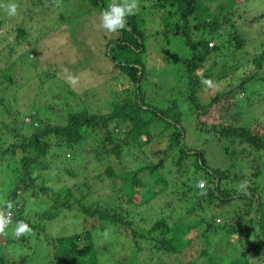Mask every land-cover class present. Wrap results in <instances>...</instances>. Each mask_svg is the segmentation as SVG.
I'll return each mask as SVG.
<instances>
[{
	"label": "trees",
	"instance_id": "obj_1",
	"mask_svg": "<svg viewBox=\"0 0 264 264\" xmlns=\"http://www.w3.org/2000/svg\"><path fill=\"white\" fill-rule=\"evenodd\" d=\"M53 1L0 0V57L8 59L6 69L9 71L14 67L20 68L22 73L29 74V79L37 78L35 82L26 78L24 82L29 87L24 91L31 85L43 87V92L39 93L41 99L33 89V100H38L30 103V122L26 126H22L24 116L20 110L9 113L0 96V107L3 108L0 117L4 113L12 116L10 125L4 123V117L0 118V131L6 130L13 139L7 145L0 136V181L3 189L0 207L5 201L14 203L12 224L6 229L9 235L0 236L4 241V244L0 242V264H99L98 258L104 248L96 240H104L106 235L131 237L135 256L129 259L130 264H137V254L143 251L148 254L149 261L155 259L154 264H172L170 261L185 264L183 256L191 259L193 253L202 259V264H264V185L251 183L244 190L240 186L236 190L229 183L227 171L209 168L203 163L201 152L185 144L182 114L177 101L172 100L157 108L146 101L141 89L145 67L162 64V59L155 58L149 50L151 38L166 46L177 39L186 50L187 57L183 59L173 53L163 59L169 64L182 63L179 73L183 81L181 96L191 105L192 125L201 133L212 134L217 139L235 140L250 148L252 154L243 146L242 153L246 158L256 156L252 159L261 162V165L255 162L259 168L253 170L251 177L262 180L264 136L242 124L230 125L221 121L209 127L200 122L197 117L204 114L208 106L201 104L197 93L201 81H207L210 76L208 70L197 72L209 60L216 63L218 53L226 56L232 52V63H242L241 54L250 42L248 36L252 31L255 32L254 37L261 40L256 46L258 53L254 52L252 60L256 71H261L264 67V9L254 13L251 7L253 0H139L138 11L127 17L126 28L107 33L100 27V14L112 0H79L75 6L77 9H72L68 3L62 5L58 0L51 5ZM3 2L16 3L22 17H16L13 22L5 20L1 15V12H6ZM45 4H50L46 5L47 10L53 5L61 10L56 22L49 24V32H45L47 28L41 27V22L36 23L40 29L28 28V24L35 21L36 14L43 15ZM91 14L97 15L99 24L90 28L88 24L79 26V20L87 19ZM241 20L246 25L239 28ZM58 21L67 22L70 28L61 27ZM11 24L16 28L13 39L8 41L10 30L7 27ZM151 26L154 31L149 34L146 30ZM54 27L58 29L54 31ZM82 28L87 32L85 37L78 34V29ZM91 32L96 35L91 36ZM145 32L149 34L147 37ZM50 34V41L62 43L59 46L61 51H77L76 46L86 49L87 45L81 39L98 38L106 62L119 73L118 76L110 74V78L107 77L119 90L126 84L132 85V90L124 87L125 96L121 101H114L109 112L90 113L86 105L82 111L70 108L68 98L76 96L71 86L62 79L61 90L46 83V80L55 78V72L61 70L60 65L47 63L46 70L41 71L42 63L37 52L46 48L48 38L45 35L48 37ZM147 52L150 57L144 56ZM83 62L77 59V66L83 68ZM6 73L3 79L14 84L12 74ZM259 75L260 72H256L241 79L232 89L209 103L216 104L220 99L230 101V105L221 109L222 120H226L224 116L231 117L233 111H239L240 94L246 95L248 106L252 105L249 101L253 100V92L247 95L245 87L253 81H264V76ZM225 79L229 81L227 75ZM14 86L13 99L18 104L19 90L16 92V89L19 85L16 83ZM165 138L167 144L162 151L165 162L161 160L122 173L107 165L102 173L90 178L91 182L108 187L105 195L88 185L87 178L72 187H64V180L57 177V170L73 176L83 174L84 170L73 164L81 150L86 149L98 163L103 158H112L120 164L124 152L140 149L153 139L159 142ZM57 150H62V155ZM60 162L63 163L55 171L54 167ZM68 163H71L70 168L63 167ZM72 165L77 168L75 172L71 170ZM142 174L146 178H142ZM171 176H177L172 183L178 185L179 190L169 191ZM147 179L154 183V198L168 200L157 209L159 214L150 227L144 229L140 226L145 223L143 216L136 208L150 202L144 197L139 201V197L149 190ZM200 180L206 181L203 190L196 187ZM181 197L191 201L182 212L185 215L171 216L173 210H165L171 207L170 199L175 202ZM226 206L230 209L225 210ZM21 220L28 223L33 231L17 239L13 231ZM199 227L203 231L196 232ZM236 234L240 236L238 244L230 245V237ZM229 246L235 247L236 253ZM228 251L235 255L229 256Z\"/></svg>",
	"mask_w": 264,
	"mask_h": 264
},
{
	"label": "rangeland",
	"instance_id": "obj_2",
	"mask_svg": "<svg viewBox=\"0 0 264 264\" xmlns=\"http://www.w3.org/2000/svg\"><path fill=\"white\" fill-rule=\"evenodd\" d=\"M220 1V0H216ZM60 4L65 5L69 4V6L72 7V9L76 8L75 6L78 5L79 0H58ZM253 4L251 5L252 9L254 10V13L257 11L264 9V1L263 0H253ZM14 3V2H10ZM53 3H57V0H54ZM6 6L9 3H4ZM45 4V11L43 15L39 13L36 14V19L33 22H30L28 24L29 27H37L36 23L41 22V27H46L47 31L49 32V24H53L56 22L57 15L59 13V8L57 9L54 5L51 6L50 9H46ZM59 6V5H58ZM149 8H152L150 4L147 5ZM77 9V8H76ZM75 11V10H74ZM63 12V11H62ZM2 17H4L5 20H9L10 22L14 21L16 17H22L20 14V11H17L16 16H9L7 12H4L2 14ZM71 17V21H72ZM150 21V20H148ZM152 22V21H151ZM17 23V22H14ZM79 26L81 27L83 25H87L92 27L93 25H98L97 22V15L91 14L90 16H87V19H83L82 21L79 20ZM58 25L67 26V28H70L67 22H57ZM246 25V23L241 20L239 22V28ZM23 26V25H22ZM26 27V26H24ZM40 27V28H41ZM10 32L7 33V39L8 41L13 39L14 35V28L13 25H9L7 27ZM39 28V29H40ZM149 28V27H148ZM12 29V30H11ZM58 27H54V31L57 30ZM156 29V26H155ZM154 31V27H150V30H146L149 34L150 31ZM57 33H59L57 31ZM56 33V34H57ZM78 34L85 37L87 36V32L82 28L78 29ZM90 34V33H89ZM145 32V37L147 35ZM49 35V34H46ZM48 38V42L46 44V48L43 49L42 52H37V56L40 59L42 66L41 71L46 70L47 63H55L60 65L61 67L59 71L55 72L54 79H48L46 80L47 84H51L53 87L56 85L59 87L58 89L61 90V81L68 83L71 86V89L76 94V96L68 98L71 101L70 108H73L75 111H82L84 109V106L86 105L90 113H102V112H109L111 111L112 107L111 104L115 101H121L122 98L125 96V91L123 90L124 87L132 90V85L126 84L122 89L119 90V87L114 85L113 81H111V76H118L119 73L116 70L112 69V66L107 63L106 59L103 56V48L102 43L99 41L98 38L90 39H81V42L86 43L87 47L86 49H81L80 47H77V51H73L71 49H64L61 51L60 47L62 45L61 42L58 41H50V36H46ZM53 35V34H52ZM91 36L96 35L95 32L90 34ZM101 35H103L101 33ZM250 36V42L245 46L243 49V52L241 54L242 57V63L233 64L234 61V55L233 53H227L226 56H223L222 53H218L219 58H216V63L212 60H209L205 63L203 69L199 70L197 74L202 73L204 70H208V75L210 78L207 81H201L200 83V90L197 93L199 101L203 106H208L206 112L204 114H201L197 117L200 122H204L209 127L213 125L214 122H217L218 124L221 123V121H226L227 124L230 125H240L242 124L245 127L250 128L255 133H258L262 136H264V81H253L246 85L245 91L246 94L249 95L253 92L252 95V101H249L250 106H248V100L245 99L244 94H240L239 97V111L235 110L232 112L231 117L230 116H224L223 118L226 120H222V113L221 109L224 108L226 105H230V101L226 99H220L216 104H209L213 99L216 98V96H220L230 88H233V85L238 84L241 79L252 76L254 73L260 72L261 77L264 76V67L261 71H256L255 66L253 65V54L254 52L258 53V50L256 49V46H258V43L261 41L258 38H255V32L252 31L249 34ZM54 36V35H53ZM57 36V35H56ZM98 36V35H97ZM150 47L149 50L153 53L154 57H160L162 59V64H152L151 66H146L144 69V79L141 82V89L142 92L146 98V101L150 105H153L154 107L160 108L159 106L167 105V103H170L172 100H176L178 103L179 110L181 111L182 117V126L185 131V144L194 149L198 150L202 154V161L203 163L208 166L211 169H220L225 170L228 172V180H230L229 183H232V185L237 189L242 183L246 182V187L249 186V184L254 183H260V185H264V177L262 180L258 181L251 177V174L254 169L259 168V164L261 165V162L258 160L252 159V157L256 156H250L249 158H246L244 156V153H242V149H244L252 154V150L248 148L246 145L242 144L240 145L237 141H233L230 139H217L212 134L209 133H201L197 131L194 126L192 125L193 115L191 114L190 107L191 105L185 100V98L182 95V83L183 81L179 77L180 70L182 68L181 62H178L177 64H169L164 61L165 55H170L173 53H176L179 57L185 59L187 57L186 50L183 48L181 43L177 42V39H174L171 41V44L169 46L164 45L163 43H158L153 40V37L149 41ZM146 48H147V40H146ZM165 51V53H164ZM83 52V53H82ZM82 53V54H81ZM81 54V55H79ZM144 56H148V52L144 54ZM150 57V56H148ZM224 57V58H223ZM77 59L84 61L83 62V68H79L77 66ZM160 59H157L159 61ZM7 63H9L8 59L4 58L1 59L0 57V96L4 99V106L5 108L9 109L12 114V112H18L20 110L23 124L22 126H26L29 123L24 121L30 118L28 116V113L30 112V103L33 102V89L37 90L38 98L41 99V96L39 93H42V88L39 85L34 86L31 85L30 89L27 91H24L25 88L29 87V84L24 80L26 78H30L29 74L22 73L23 71L14 67L12 71H9L7 68ZM233 64V65H232ZM85 67V68H84ZM89 68V70H85L86 68ZM230 67V69H227ZM113 70V73L111 72ZM6 72H9L12 74V78L14 81V84L18 83V87L16 89V92L19 90L17 95V101L18 104L13 99V92L15 90L14 84H9L8 79H3V76L7 75ZM57 73V74H56ZM99 73V74H97ZM225 75V76H224ZM227 77L229 78V81L226 82ZM109 78H108V77ZM70 77L75 78V82L70 81ZM32 81H37V78L29 79ZM144 80H146L144 82ZM227 83V84H226ZM46 84V86H47ZM48 90V88H47ZM87 91V92H86ZM15 92V93H16ZM65 95V94H63ZM250 98V97H249ZM257 98V100L255 99ZM33 100V101H32ZM38 99L36 98L35 101ZM247 100V101H246ZM156 103V104H155ZM3 108L0 107V110ZM239 113L241 115H239ZM234 114V115H233ZM5 118L4 123L5 124H11V115H4L2 116ZM0 117V118H2ZM26 118V119H25ZM195 121V120H194ZM193 121V122H194ZM5 131H0V136L3 137V140L5 144H10L13 139H11V136L6 134ZM157 134L155 133L154 136ZM158 139H153L150 144L148 145H142L140 149L136 148L133 150H129L128 152L130 155H126L128 152H124V155L122 157V162L119 164L116 159H106L103 158L101 163H98L94 156L91 154L89 155V152L85 150H81V155L76 157L74 160V165L82 168L84 170L83 174L78 176H73L70 174L65 173L64 171L57 170V177L62 181V186H68L72 187L77 183H81L83 179H88V185H90L93 189H96L98 193H101V195L107 194L108 187L102 185L99 182H91L90 178H93L94 176L102 173L104 170V167L111 166L114 168V170L117 173L122 172H131L134 171L140 167L147 166L150 163H157L159 161L164 160V155L162 154V151L164 150L167 140L162 139L157 142ZM243 146V147H242ZM251 150V152L249 150ZM59 155H62V150H57ZM65 159H69L65 156ZM249 159V160H248ZM258 161L259 164H256L255 162ZM63 163V162H62ZM61 162L54 167V170L62 164ZM69 164V165H68ZM67 165L63 164V167L67 166L70 168L71 163H68ZM72 165L71 170L76 171L77 168ZM169 164L167 165V167ZM70 170V172H71ZM56 171V170H55ZM71 172V173H74ZM74 178H73V177ZM142 178H146V175L141 176ZM157 176H154L153 178H156ZM177 177V176H176ZM175 177V178H176ZM173 176H171L170 179V185H169V191L172 190H179L178 185L172 183V180H175ZM148 187L149 190H147L146 193L142 194L141 197H139V201H142V198L144 197L146 200H150L148 204H144L141 208H136L140 214H142L144 219V224L140 225L144 227V229H147L150 227V225L153 223L152 221L155 219L156 215L159 214V211L157 210L161 205L164 204V201L168 200H161L159 198H154L153 190L155 187H153V181L148 180ZM61 183V182H59ZM2 182L0 181V195L2 194ZM61 186V187H62ZM151 186V187H150ZM58 187V188H61ZM180 192V191H179ZM170 199V198H169ZM2 200V196L0 199V202ZM191 201L187 199L186 197H181L179 201H175L170 199L169 208L165 209L166 211L173 210V214L171 216H178L180 213L184 212L186 206L190 204ZM174 206H177V208H174ZM225 210H229V207H225ZM185 213H182V216H184ZM227 217V216H226ZM196 221V219H195ZM137 222V221H136ZM136 226V224H135ZM203 231L202 227H199L196 232ZM112 234V233H111ZM6 235H9L6 234ZM192 235H195L192 233ZM96 236H99L98 233ZM103 237V236H100ZM106 237L104 240L102 238H99V243L104 248L103 252L101 253L102 256L98 258L99 264H130L129 259L135 256V249L132 246L131 237L128 235L124 237H116L115 235L112 236H104ZM240 236L238 234L230 237V241L232 242L230 245L238 244V241ZM97 239V238H94ZM1 244H4V241L0 239ZM152 244V243H151ZM231 248V251L234 250L236 253V248L229 246ZM229 256H232L233 253L228 251ZM235 253L233 255H235ZM146 252H139L137 254V264H154L155 259L152 261L148 260ZM184 261H186L185 264H202L203 261L200 257H198L195 253H193V256L191 259H189L187 256H183ZM176 261H170V263H174ZM178 262V261H177Z\"/></svg>",
	"mask_w": 264,
	"mask_h": 264
},
{
	"label": "clouds",
	"instance_id": "obj_3",
	"mask_svg": "<svg viewBox=\"0 0 264 264\" xmlns=\"http://www.w3.org/2000/svg\"><path fill=\"white\" fill-rule=\"evenodd\" d=\"M139 0H112L107 9L100 14V27L107 33H116L119 30H124L127 26V17L135 15L138 11ZM18 5L16 3H9L5 6V10L9 16L17 15ZM71 82H75V78L70 77ZM30 122V119L25 120ZM206 181L200 180L196 187L204 189ZM246 188V182L240 185V189ZM201 194H204L203 192ZM14 203L12 201H5L3 207H0V236L6 235V229L12 224ZM32 228L23 220L18 221L14 227L13 235L15 238L32 234Z\"/></svg>",
	"mask_w": 264,
	"mask_h": 264
}]
</instances>
